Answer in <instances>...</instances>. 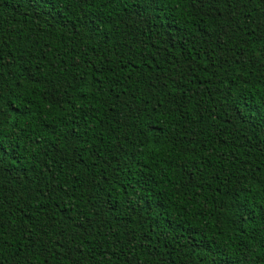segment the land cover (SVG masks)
Wrapping results in <instances>:
<instances>
[{"label": "trees", "instance_id": "obj_1", "mask_svg": "<svg viewBox=\"0 0 264 264\" xmlns=\"http://www.w3.org/2000/svg\"><path fill=\"white\" fill-rule=\"evenodd\" d=\"M0 146V264H264V0H0Z\"/></svg>", "mask_w": 264, "mask_h": 264}, {"label": "snow or ice", "instance_id": "obj_2", "mask_svg": "<svg viewBox=\"0 0 264 264\" xmlns=\"http://www.w3.org/2000/svg\"><path fill=\"white\" fill-rule=\"evenodd\" d=\"M194 2H195V0H194ZM200 2L201 3H203V2H205V0H200ZM145 67H147V64H145ZM126 75L127 76H130L131 75V73L129 72V73H126ZM155 109L153 108V111H154ZM0 150H2V146H0ZM42 264H43V262H42Z\"/></svg>", "mask_w": 264, "mask_h": 264}]
</instances>
